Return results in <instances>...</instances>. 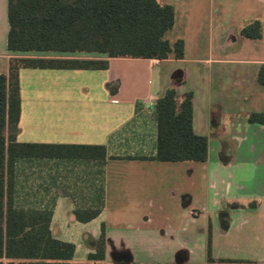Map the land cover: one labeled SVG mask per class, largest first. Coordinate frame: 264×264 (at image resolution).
<instances>
[{"label": "crops", "instance_id": "obj_1", "mask_svg": "<svg viewBox=\"0 0 264 264\" xmlns=\"http://www.w3.org/2000/svg\"><path fill=\"white\" fill-rule=\"evenodd\" d=\"M175 10L166 39L183 59H108L106 70L21 69L16 142L104 147L105 158H37L14 166L13 201L51 212L54 236L86 263L105 227V259L93 264H264V0H159ZM260 21L261 40L241 29ZM8 0H0V74L11 58L105 59L8 50ZM175 86L193 93V130L206 163L140 160L156 154L155 103ZM233 108V109H232ZM238 110V112H236ZM128 157L138 160H128ZM238 205L231 208V205ZM99 212L89 222L77 214ZM211 228V229H210Z\"/></svg>", "mask_w": 264, "mask_h": 264}, {"label": "trees", "instance_id": "obj_2", "mask_svg": "<svg viewBox=\"0 0 264 264\" xmlns=\"http://www.w3.org/2000/svg\"><path fill=\"white\" fill-rule=\"evenodd\" d=\"M8 50L18 54H93L105 59L11 58L8 75L0 74V264H93L105 259L106 235L102 225L95 252L88 262L75 263L76 247L57 239L51 212L25 211L13 201L14 166L18 160L37 158H105L104 147L78 145L23 144L16 142L21 114V69L106 70L108 59H183L185 44H171L165 37L174 26L175 10L159 0H8ZM241 35L261 40L263 27L253 21ZM257 83L264 86V65ZM157 123L158 162L206 163V136L193 130V93L179 101L176 87H170L154 105ZM251 124L264 125V113H251ZM128 160H138L128 157ZM233 204L231 208H237ZM99 212L77 214L89 222ZM211 229V228H210ZM209 264H241L215 260L208 249Z\"/></svg>", "mask_w": 264, "mask_h": 264}, {"label": "rangeland", "instance_id": "obj_3", "mask_svg": "<svg viewBox=\"0 0 264 264\" xmlns=\"http://www.w3.org/2000/svg\"><path fill=\"white\" fill-rule=\"evenodd\" d=\"M34 54H36L35 56H46L45 54H55V53H44V54L34 53ZM59 56H61V55H59ZM236 112H238V110H236Z\"/></svg>", "mask_w": 264, "mask_h": 264}]
</instances>
